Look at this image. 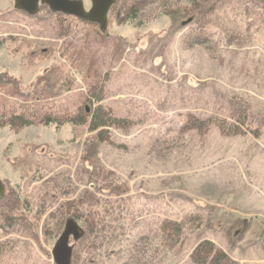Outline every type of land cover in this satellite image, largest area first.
Segmentation results:
<instances>
[{
	"label": "rangeland",
	"instance_id": "1",
	"mask_svg": "<svg viewBox=\"0 0 264 264\" xmlns=\"http://www.w3.org/2000/svg\"><path fill=\"white\" fill-rule=\"evenodd\" d=\"M12 113L0 264H55L69 218L72 264H264V0H117L105 31L0 0Z\"/></svg>",
	"mask_w": 264,
	"mask_h": 264
},
{
	"label": "water",
	"instance_id": "2",
	"mask_svg": "<svg viewBox=\"0 0 264 264\" xmlns=\"http://www.w3.org/2000/svg\"><path fill=\"white\" fill-rule=\"evenodd\" d=\"M91 7L87 10L83 0H14L18 10L35 15L41 6L46 5L56 13L77 17L90 23H97L102 31L107 29L108 15L117 0H90ZM190 21V20H189ZM184 22V24L189 23ZM5 195V184L0 179V199ZM83 230L73 219L69 218L64 229L52 249L55 264H72L73 245L70 240L78 241L82 238Z\"/></svg>",
	"mask_w": 264,
	"mask_h": 264
},
{
	"label": "trees",
	"instance_id": "3",
	"mask_svg": "<svg viewBox=\"0 0 264 264\" xmlns=\"http://www.w3.org/2000/svg\"><path fill=\"white\" fill-rule=\"evenodd\" d=\"M100 108V107H99ZM92 116L96 117V120L99 118V113L92 114ZM3 117V116H1ZM108 123H113V124H117L120 122H117V120H111V118H106ZM109 120H111L109 122ZM31 124H34V120L30 117H28V115L24 114V113H18V114H10V116L7 119H4V121L0 122V127L2 126H9L11 128H22V127H26L29 126ZM6 192V191H5ZM5 197V195L2 197V199ZM2 248L0 246V254H1Z\"/></svg>",
	"mask_w": 264,
	"mask_h": 264
}]
</instances>
